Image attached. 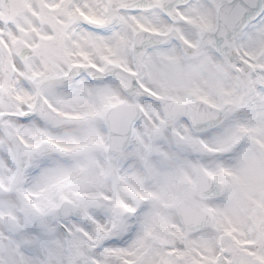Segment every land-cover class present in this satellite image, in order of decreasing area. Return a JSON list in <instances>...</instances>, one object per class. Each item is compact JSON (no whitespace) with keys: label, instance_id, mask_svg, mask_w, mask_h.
<instances>
[{"label":"clouds","instance_id":"9594fccd","mask_svg":"<svg viewBox=\"0 0 264 264\" xmlns=\"http://www.w3.org/2000/svg\"><path fill=\"white\" fill-rule=\"evenodd\" d=\"M0 264H264V0H0Z\"/></svg>","mask_w":264,"mask_h":264},{"label":"snow or ice","instance_id":"6c2138e0","mask_svg":"<svg viewBox=\"0 0 264 264\" xmlns=\"http://www.w3.org/2000/svg\"><path fill=\"white\" fill-rule=\"evenodd\" d=\"M245 11V7L242 4H237L235 8V12L237 13H243Z\"/></svg>","mask_w":264,"mask_h":264}]
</instances>
